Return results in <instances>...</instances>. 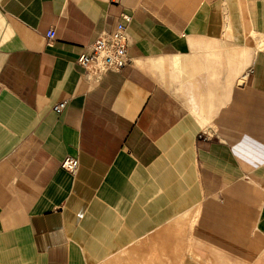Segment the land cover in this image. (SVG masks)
<instances>
[{"label":"crops","instance_id":"0c3cea01","mask_svg":"<svg viewBox=\"0 0 264 264\" xmlns=\"http://www.w3.org/2000/svg\"><path fill=\"white\" fill-rule=\"evenodd\" d=\"M0 264H264V0H0Z\"/></svg>","mask_w":264,"mask_h":264},{"label":"built area","instance_id":"2783aa9c","mask_svg":"<svg viewBox=\"0 0 264 264\" xmlns=\"http://www.w3.org/2000/svg\"><path fill=\"white\" fill-rule=\"evenodd\" d=\"M125 21L129 16L124 15ZM55 31L50 30L46 34L49 42L55 39ZM129 38L126 25L120 23L112 33H104L90 46L89 52L83 53L77 63L87 71H91L98 76L108 72H120L130 64L128 56ZM68 106V100L57 103L53 110L57 114H62ZM62 168L76 173L79 168V161L68 157L62 162Z\"/></svg>","mask_w":264,"mask_h":264}]
</instances>
